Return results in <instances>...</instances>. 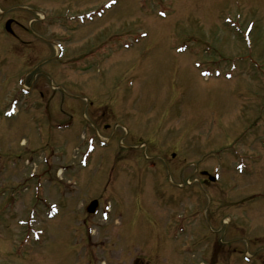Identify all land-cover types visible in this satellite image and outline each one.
Segmentation results:
<instances>
[{
    "label": "rangeland",
    "instance_id": "rangeland-1",
    "mask_svg": "<svg viewBox=\"0 0 264 264\" xmlns=\"http://www.w3.org/2000/svg\"><path fill=\"white\" fill-rule=\"evenodd\" d=\"M109 1L0 0V264H264V0Z\"/></svg>",
    "mask_w": 264,
    "mask_h": 264
},
{
    "label": "water",
    "instance_id": "water-1",
    "mask_svg": "<svg viewBox=\"0 0 264 264\" xmlns=\"http://www.w3.org/2000/svg\"><path fill=\"white\" fill-rule=\"evenodd\" d=\"M10 21H7L6 24H5V27L7 30H10ZM97 206V203L94 201L92 202L88 207H87V211L88 212H94L95 211V208Z\"/></svg>",
    "mask_w": 264,
    "mask_h": 264
},
{
    "label": "bare ground",
    "instance_id": "bare-ground-1",
    "mask_svg": "<svg viewBox=\"0 0 264 264\" xmlns=\"http://www.w3.org/2000/svg\"><path fill=\"white\" fill-rule=\"evenodd\" d=\"M117 4V3H116ZM112 9V8H111ZM106 14V13H105Z\"/></svg>",
    "mask_w": 264,
    "mask_h": 264
}]
</instances>
